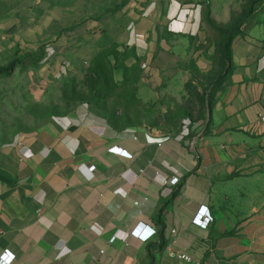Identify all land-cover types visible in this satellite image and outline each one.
Segmentation results:
<instances>
[{"label": "crops", "instance_id": "crops-1", "mask_svg": "<svg viewBox=\"0 0 264 264\" xmlns=\"http://www.w3.org/2000/svg\"><path fill=\"white\" fill-rule=\"evenodd\" d=\"M243 1L141 0L113 42L136 57L126 67L141 64L134 104L83 105L0 144V261L264 264V2L228 71L205 22L229 24ZM139 225L154 235L137 239Z\"/></svg>", "mask_w": 264, "mask_h": 264}, {"label": "rangeland", "instance_id": "rangeland-1", "mask_svg": "<svg viewBox=\"0 0 264 264\" xmlns=\"http://www.w3.org/2000/svg\"><path fill=\"white\" fill-rule=\"evenodd\" d=\"M144 1L140 8H146ZM142 2L0 0L1 145L83 105L99 107L91 102L96 78L91 64L114 50L117 25ZM209 44L215 55V43ZM119 59L109 57L113 70L108 76L117 83L123 75ZM156 116L151 110L144 114L146 121Z\"/></svg>", "mask_w": 264, "mask_h": 264}, {"label": "trees", "instance_id": "trees-1", "mask_svg": "<svg viewBox=\"0 0 264 264\" xmlns=\"http://www.w3.org/2000/svg\"><path fill=\"white\" fill-rule=\"evenodd\" d=\"M264 0H244L242 9L235 15H232L231 21L227 25L216 24L208 14L205 18L207 33L210 40L213 41L217 47V53L215 54L218 59L219 69L228 71L231 58V46L233 41L243 35V31L248 27L250 19H252L256 8L262 4ZM113 56L118 60V57H124L120 60L123 64L121 70L123 71L124 80L121 83H117L111 75L112 66L109 57ZM134 57L132 52L120 53L114 48V50H108L99 55L95 61L92 62V71L96 76L93 80L91 91L93 98L91 102L99 105L102 111L108 110L109 104L117 106L120 102H124L126 107L134 104L132 96L133 88L137 84L141 76V64L137 60L133 67H126L124 62L126 58ZM127 89V92H125ZM216 89V87H215ZM209 108L212 104V95H209ZM199 100V98H198ZM201 101V100H199ZM112 107V106H110Z\"/></svg>", "mask_w": 264, "mask_h": 264}, {"label": "built area", "instance_id": "built-area-1", "mask_svg": "<svg viewBox=\"0 0 264 264\" xmlns=\"http://www.w3.org/2000/svg\"><path fill=\"white\" fill-rule=\"evenodd\" d=\"M261 122L264 124V118L261 119ZM191 151L196 152V142L193 141L190 146ZM111 152H114L120 156L123 157H131L127 152L114 148L111 150ZM95 171V168L92 167L88 170L89 174L92 175ZM179 180L178 179H173L170 182L171 186H176L178 184ZM213 223V218L211 217L210 213L208 212V209L205 207H201L198 213L195 216L194 219V224L197 225L198 227L202 229H207L211 224ZM154 231L149 230L142 225H139L137 229L133 232V236L136 237L137 239L141 240H148L154 235ZM181 260L189 262L190 260L182 256L180 257ZM14 261V257L12 255H5L2 257L0 264H11Z\"/></svg>", "mask_w": 264, "mask_h": 264}]
</instances>
